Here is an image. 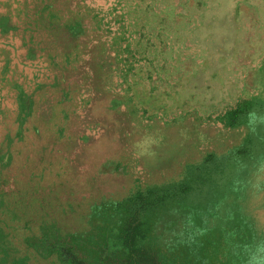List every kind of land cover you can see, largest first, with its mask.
Instances as JSON below:
<instances>
[{
    "label": "rangeland",
    "instance_id": "rangeland-1",
    "mask_svg": "<svg viewBox=\"0 0 264 264\" xmlns=\"http://www.w3.org/2000/svg\"><path fill=\"white\" fill-rule=\"evenodd\" d=\"M0 4L23 26L31 24L38 43L21 49L27 72L0 90V147L7 146L12 155L3 173L6 189L30 192L42 175V193L52 207L66 195L83 211L98 198L122 197L135 178L143 183L175 179L176 193L186 184L202 187L189 198L206 203L205 228L221 230L237 209L264 236V114L252 119L257 137L249 144L243 143L248 126L232 130L217 119L236 98L264 95V75L258 71L264 55V0ZM45 5L58 10L63 21L77 18V27L47 29ZM120 36L125 37L121 43ZM122 95L135 106L134 115L113 100ZM59 102L69 113L66 120ZM21 107L30 113L21 115ZM59 122L65 125L63 136L54 134ZM209 153L215 158L207 165L203 160ZM117 160L127 171L111 169ZM189 164L198 169L190 173ZM207 186L212 187L208 199ZM199 215L193 209L194 218ZM68 219L69 224L78 220ZM176 219L169 231L166 217L159 223L158 234L164 233L159 240L187 247L195 236L181 228L191 222L177 212Z\"/></svg>",
    "mask_w": 264,
    "mask_h": 264
},
{
    "label": "trees",
    "instance_id": "trees-1",
    "mask_svg": "<svg viewBox=\"0 0 264 264\" xmlns=\"http://www.w3.org/2000/svg\"><path fill=\"white\" fill-rule=\"evenodd\" d=\"M43 7L46 16L42 22L47 29L64 30L78 23L77 18L63 21L58 10H52L49 5ZM180 22L179 17L176 18V23ZM124 38L120 36L118 42ZM49 60L54 62L55 57L49 55ZM258 71L264 75V55ZM14 86L19 89L18 85ZM23 96L21 94L20 98ZM117 99L131 114L136 113L130 98L127 100L124 95L113 97V100ZM56 105L59 106L60 102ZM60 107L61 117L66 120L69 113ZM27 110L21 107V115L30 113ZM260 114H264V95L258 92L236 98L217 119L232 130L248 126L249 133L243 143L249 144L252 136L257 137L252 119ZM54 129V134L63 136L65 125L59 122ZM3 146L0 147V264H264V236L256 234L255 224L242 218L237 209L227 215V225L221 230L205 228L202 211L206 203H193L189 198L191 194L201 192L202 187L186 184L176 193L175 179L164 183H143L135 178L122 197L98 198L79 211L65 195L55 209L42 193L45 176H36L34 186H30L34 190L30 192L4 187V168L12 155L7 146ZM214 158L215 154L209 153L203 162L207 164ZM111 162L114 172L119 169L127 171L122 160ZM188 167L190 173L198 169L194 164ZM207 188L208 199L212 187ZM50 195L56 198L57 194ZM215 198L213 200L217 202ZM199 205L202 206L196 208ZM193 209L200 214L199 220L194 218ZM176 212L186 222H191L187 228H181L183 234L189 231L195 236L187 247L183 244L170 246L159 240L164 235L163 232L158 234L159 223L166 217L165 231L176 227ZM70 216L78 220L69 224ZM14 235L18 236L14 241L17 243L13 242Z\"/></svg>",
    "mask_w": 264,
    "mask_h": 264
},
{
    "label": "crops",
    "instance_id": "crops-1",
    "mask_svg": "<svg viewBox=\"0 0 264 264\" xmlns=\"http://www.w3.org/2000/svg\"><path fill=\"white\" fill-rule=\"evenodd\" d=\"M1 1L11 3L19 0H0V3ZM31 32H33L31 24L23 26L14 12H8L0 7V90L2 88L3 92L4 88L12 86V83L18 80L15 75H19L22 70L27 72L26 66H22L24 63L20 53L23 47L28 48L31 44L32 46L35 44L34 48L38 47L37 41L31 37ZM26 53L27 50L23 56L25 59Z\"/></svg>",
    "mask_w": 264,
    "mask_h": 264
},
{
    "label": "bare ground",
    "instance_id": "bare-ground-1",
    "mask_svg": "<svg viewBox=\"0 0 264 264\" xmlns=\"http://www.w3.org/2000/svg\"><path fill=\"white\" fill-rule=\"evenodd\" d=\"M259 1V0H258ZM263 6V5H262ZM243 11V10H242ZM195 33V32H194ZM198 36V35H197ZM243 36V35H242ZM209 37V36H208ZM239 38V37H238ZM249 40V39H248ZM202 41V40H201ZM214 41V40H213ZM257 41V40H256ZM255 42V41H254ZM195 43V42H194ZM212 43V42H211ZM256 45V44H255ZM205 46V45H204ZM208 47V46H207ZM242 47V46H241ZM211 48V47H210ZM205 49H206V46H205ZM216 49V48H215ZM212 50V49H211ZM260 50V49H259ZM256 56V55H255ZM238 65V64H237ZM236 67V66H235ZM239 67V66H238ZM246 67V66H245ZM241 68V67H240ZM239 68V69H240ZM243 68H244V66H243ZM247 69V68H246ZM238 70V69H237ZM231 73V72H230ZM243 73V72H242ZM238 74V73H237ZM239 74H240V71H239ZM241 75V74H240ZM238 76V75H237ZM238 79V78H237ZM227 85V84H226ZM222 86V85H221ZM229 86V85H228ZM264 86V85H263ZM225 88H227L226 86H225ZM224 91V90H223ZM221 93V92H220ZM230 93V92H229ZM222 94V93H221ZM226 95V94H225ZM225 97V96H224Z\"/></svg>",
    "mask_w": 264,
    "mask_h": 264
}]
</instances>
